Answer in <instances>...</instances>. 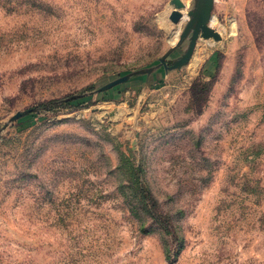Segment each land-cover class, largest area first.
Segmentation results:
<instances>
[{"label": "rangeland", "instance_id": "374dc122", "mask_svg": "<svg viewBox=\"0 0 264 264\" xmlns=\"http://www.w3.org/2000/svg\"><path fill=\"white\" fill-rule=\"evenodd\" d=\"M0 264H264V0H0Z\"/></svg>", "mask_w": 264, "mask_h": 264}, {"label": "water", "instance_id": "95a60500", "mask_svg": "<svg viewBox=\"0 0 264 264\" xmlns=\"http://www.w3.org/2000/svg\"><path fill=\"white\" fill-rule=\"evenodd\" d=\"M182 17V14L179 12V11H173L170 15V18L173 22L177 23L180 18ZM201 31V34L202 36L204 37H209V36H213L215 37V39H220V36L219 34L214 31L213 28H211L210 26L208 25H202V26H198L195 30V32L193 33L192 35V38H191V42H190V47H189V50H188V56L191 55L192 51L194 50V47H195V44H196V41L199 37V32ZM128 79V75H124V76H121V77H118L110 82H108L107 84L101 86L98 90H105V89H108L118 83H121V82H124ZM30 111H32V109H27V110H24V111H17L15 112L10 120H15L25 114H28Z\"/></svg>", "mask_w": 264, "mask_h": 264}, {"label": "trees", "instance_id": "16d2710c", "mask_svg": "<svg viewBox=\"0 0 264 264\" xmlns=\"http://www.w3.org/2000/svg\"><path fill=\"white\" fill-rule=\"evenodd\" d=\"M59 100H52L44 103V108L50 109V107L54 106V104L58 103Z\"/></svg>", "mask_w": 264, "mask_h": 264}, {"label": "bare ground", "instance_id": "6f19581e", "mask_svg": "<svg viewBox=\"0 0 264 264\" xmlns=\"http://www.w3.org/2000/svg\"><path fill=\"white\" fill-rule=\"evenodd\" d=\"M178 32V31H177ZM175 34V33H174ZM175 35H177V34H175Z\"/></svg>", "mask_w": 264, "mask_h": 264}]
</instances>
